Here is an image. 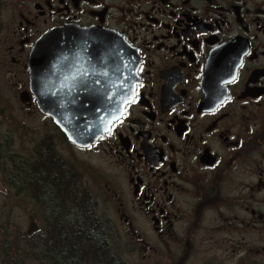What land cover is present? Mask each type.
Listing matches in <instances>:
<instances>
[{
  "label": "flooded vegetation",
  "instance_id": "1",
  "mask_svg": "<svg viewBox=\"0 0 264 264\" xmlns=\"http://www.w3.org/2000/svg\"><path fill=\"white\" fill-rule=\"evenodd\" d=\"M2 12L0 73L40 119L31 161L51 157L92 191L112 264H264V0H0ZM63 27L121 38L134 61V102L87 147L30 87L34 46ZM64 56L66 97L80 98L77 68L108 63L76 44Z\"/></svg>",
  "mask_w": 264,
  "mask_h": 264
},
{
  "label": "trees",
  "instance_id": "2",
  "mask_svg": "<svg viewBox=\"0 0 264 264\" xmlns=\"http://www.w3.org/2000/svg\"><path fill=\"white\" fill-rule=\"evenodd\" d=\"M7 140L0 138L5 181L15 191L35 198L45 231L16 234L14 239L8 225L0 221V264H24L26 257L45 264H112L113 251L105 242L106 223L97 214L90 192L72 182L73 175L69 183L66 173L58 175L57 160L51 157L45 156L41 164L18 159Z\"/></svg>",
  "mask_w": 264,
  "mask_h": 264
},
{
  "label": "water",
  "instance_id": "3",
  "mask_svg": "<svg viewBox=\"0 0 264 264\" xmlns=\"http://www.w3.org/2000/svg\"><path fill=\"white\" fill-rule=\"evenodd\" d=\"M53 37L59 39V46L47 55H40L41 50L47 47L49 39ZM75 44L80 46V50L87 45V53L91 50L103 51V61L108 63V66H105L108 76L103 77L106 81L104 86L108 90L107 95L115 97L114 102L105 100V103L113 104L111 114L108 111H96L97 108H104L105 103L101 102L103 98L94 90L86 89L80 98L66 97L67 92L63 83L66 74L63 70L64 52L69 45ZM125 65L128 68H125ZM129 68H134L133 57L121 38L75 27L57 28L43 35L32 50L29 60L30 87L37 98L40 110L53 119L72 143L87 147L107 131L106 125L111 127L123 113L128 103L122 90H127L129 83L132 86L130 97L132 98L134 80L126 82L124 79L129 74ZM99 87L101 86L94 88ZM80 102L81 105L76 104ZM117 108L120 110L117 111ZM99 117H104L103 123Z\"/></svg>",
  "mask_w": 264,
  "mask_h": 264
},
{
  "label": "rangeland",
  "instance_id": "4",
  "mask_svg": "<svg viewBox=\"0 0 264 264\" xmlns=\"http://www.w3.org/2000/svg\"><path fill=\"white\" fill-rule=\"evenodd\" d=\"M0 15H4V17L8 18L9 12H2ZM1 34H3V31L0 26V35ZM6 80L8 81V77L6 78L0 73V138L8 137L7 143H10L8 148L18 159L21 158V160L31 161L32 143L34 139L33 129L40 123V119L21 110V107L10 96V90L6 86ZM3 164H5V162H3ZM3 164L2 162L0 163L1 223L8 225L11 234L15 236L14 239L16 238V234L18 236H20L19 234H27L29 236L35 235L29 234L28 232L33 231L32 229L36 227V222L42 229L41 231H43V229L45 231L44 220L41 216L39 205L30 195H27L25 191L17 192L8 186L4 177L6 173L4 172ZM72 182H74V179ZM87 190L94 198L92 191L89 188H87ZM32 218H34V221ZM32 223H34V228ZM9 240L12 239L10 238ZM1 241L2 239H0V242ZM1 259L2 257H0V260ZM24 264L45 263L38 258L29 259V257H26Z\"/></svg>",
  "mask_w": 264,
  "mask_h": 264
},
{
  "label": "snow or ice",
  "instance_id": "5",
  "mask_svg": "<svg viewBox=\"0 0 264 264\" xmlns=\"http://www.w3.org/2000/svg\"><path fill=\"white\" fill-rule=\"evenodd\" d=\"M60 44L59 39L53 37L49 39V42L47 44V47L43 50H41V52L39 53L40 55L44 56L50 53L51 50L57 48ZM81 51L84 53H87L88 51V46L84 45L81 48ZM61 55H63V53H61ZM75 55V54H74ZM89 61L91 60V58H88ZM79 62L77 61L76 63H74V67L77 66ZM125 68H128L127 65L124 66ZM78 71V75L73 76L72 81H71V87H83L85 89L88 90H94L96 93L99 94V96L101 98H103L101 100L102 103H105L106 101L109 102H114L115 101V97L114 96H108L107 95V88L104 86L106 85V81L103 79V77H107L108 76V72L101 69H97L96 65L89 63V66L87 67H78L77 68ZM128 76L124 77L126 82H130L131 80L135 79V70L134 68H129L128 69ZM209 78L210 80H214L215 79V72L213 69H209ZM91 77V79H89ZM235 79V78H233ZM94 85H101V87L99 88H93ZM71 90V89H69ZM124 91L125 94V99L127 101V103H132L134 102V99H131V93H132V86L131 83H129V88L127 90H122ZM123 103V102H120ZM113 107L112 103H105V107L104 108H97L96 111H108L109 114H111V109ZM117 111H119L120 109L117 108ZM99 119L101 120V122H104V117H99ZM107 131H111V128L108 127L107 125L105 126Z\"/></svg>",
  "mask_w": 264,
  "mask_h": 264
},
{
  "label": "bare ground",
  "instance_id": "6",
  "mask_svg": "<svg viewBox=\"0 0 264 264\" xmlns=\"http://www.w3.org/2000/svg\"><path fill=\"white\" fill-rule=\"evenodd\" d=\"M40 209V208H39Z\"/></svg>",
  "mask_w": 264,
  "mask_h": 264
}]
</instances>
